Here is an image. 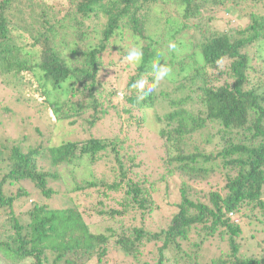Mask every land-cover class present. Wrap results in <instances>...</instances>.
Listing matches in <instances>:
<instances>
[{
	"label": "trees",
	"instance_id": "16d2710c",
	"mask_svg": "<svg viewBox=\"0 0 264 264\" xmlns=\"http://www.w3.org/2000/svg\"><path fill=\"white\" fill-rule=\"evenodd\" d=\"M57 1L0 0V76L25 82L56 123L90 130L110 110L131 116L166 98L173 110L157 116L166 123L159 182L169 187L171 178L181 176L180 201L160 227L154 217L161 209L155 204L160 183L133 178L138 166L119 136L90 135L56 146L49 139L47 147L0 138V264H108L113 250L135 264H264V243L256 245L259 254L241 251L245 233L256 239L247 222L264 231V0H253L254 9H240L239 17L229 3L238 7L243 0ZM171 4L177 16L163 7ZM215 13L239 23L246 17L248 23L223 30ZM162 19L170 28L155 30ZM126 35L142 60L121 107L112 102L120 89L103 81L110 66L103 54L117 49L110 46L114 38ZM167 69L164 78L176 86L172 94L156 79L157 71ZM140 80L150 87L134 88ZM136 123L144 126V116ZM102 162L110 165L112 182L78 184L81 167ZM65 177L76 184L74 191H101L96 213L109 222L104 231H92L77 208L35 203L20 212L21 197L31 196L8 190L29 182L51 198L50 183ZM112 192L121 193L118 208L104 201ZM209 240L217 241L214 246L223 241L226 250L207 261Z\"/></svg>",
	"mask_w": 264,
	"mask_h": 264
},
{
	"label": "rangeland",
	"instance_id": "374dc122",
	"mask_svg": "<svg viewBox=\"0 0 264 264\" xmlns=\"http://www.w3.org/2000/svg\"><path fill=\"white\" fill-rule=\"evenodd\" d=\"M59 1L62 0H58L57 2ZM243 1L244 3L238 5L239 8L235 6L234 3H229L233 9L232 14L236 13L235 16L237 17L241 15V10L249 14L251 9L253 10L255 7L253 0ZM46 2L49 5L55 3L54 0H46ZM163 7L173 16H177L175 12V10H177L176 5L174 6L171 4L169 8ZM247 8H249L248 12H245ZM212 16H216V27L223 30L230 28L235 29L240 25H246L248 23L246 17H243V20H240L239 23L231 19L225 20L220 13H215ZM153 28L155 30H162L168 29L170 26L168 24L165 25V19H162L158 24L153 25ZM112 45H116L117 49L112 50L109 48V50L103 54L104 62L107 65L110 64L104 72L103 81L107 85L113 86L114 89H120L121 92H119L117 98L113 99L112 102L114 105L123 107L125 103L124 91H126V85L135 74L137 65L135 62H129L126 56L122 54H125L124 52L127 51L138 50V47L135 45L133 39H130L129 35L123 38H114L110 46ZM121 49H124V51L121 52ZM255 62L256 61H254V63ZM151 75L154 74L151 73ZM150 85L149 81L145 82V86L150 87ZM26 86L25 82L19 81V79L13 78L12 76L5 78L0 76V138H6L11 145L13 143H20L23 147H47L50 142L51 146H56L68 141H83L90 137V135L96 138H115L119 136L120 139L125 142L128 154L135 158V163L138 166L134 169L132 174L133 178L136 180L147 178L154 182H159L161 180L165 173L163 169L165 149L164 141L160 138V131L166 126V123L164 121L159 123L157 116L163 117L173 110L166 98L159 101L155 107L144 109L140 113L134 112L131 116L125 115L124 113L120 115L114 112V110H110L109 113L90 130L81 126L73 127L67 123H56L51 119V115L46 110V106L39 101H35L34 97L30 96L31 94L26 90ZM160 87L164 93L172 94L176 86L168 79L162 78ZM141 116H144L146 123L140 128L136 120ZM49 139L50 142L48 141ZM1 161L2 160H0V171H2L5 166ZM94 178H106L109 182H112L114 176L110 172V165L106 162H102L99 165L90 166L89 169L85 167L79 169L78 184H80L81 181H91ZM182 179L181 176L171 178L168 183L169 187L159 182V191L155 194V204L159 205L161 209L154 214V217H156V221L160 223V227H164L177 210L174 205L180 201L178 187ZM50 187L55 191L51 198L42 195L41 191L29 182H21L14 186L9 185L8 190L14 194L21 189L31 196L28 200L27 198L21 197L20 203L22 204V210L20 212L27 211L30 204L33 205L35 203L46 204L52 208L58 209L77 208L80 213L84 215L86 222L92 226V231H104L107 228L109 222L99 217L96 213L101 199V191H99V189L92 188L79 192L74 191L76 184L66 177L64 180L50 183ZM110 195L112 198L104 200L105 203L108 206L118 208L115 200L121 199V193L112 192ZM20 212H17V214H20ZM233 220L245 225L239 216H234ZM262 228L263 227L260 226H251L247 222V229L251 232L250 235L254 234L256 239L254 241L248 240L249 235L247 233L249 232L245 233L244 237L247 238V240L241 241V251L244 256L249 257L261 252L260 249H257L256 245L259 243L261 246L264 243V231H262ZM1 233L2 230L0 228V235ZM207 242L203 253L204 256H207V259L210 258L209 256L215 258L219 253L226 250L223 241H218L217 246H214V242H217L215 240H209ZM212 251L214 252L211 254ZM211 258L207 261H210ZM145 259H150V257ZM133 261V259H125L117 250H113V252L109 253L108 264H135ZM95 263L96 262H93L92 264Z\"/></svg>",
	"mask_w": 264,
	"mask_h": 264
},
{
	"label": "clouds",
	"instance_id": "9594fccd",
	"mask_svg": "<svg viewBox=\"0 0 264 264\" xmlns=\"http://www.w3.org/2000/svg\"><path fill=\"white\" fill-rule=\"evenodd\" d=\"M169 47L170 48H175V44H170ZM126 59L129 62H135L136 64H139L141 62V60H142V53L139 50H132V51H130L128 53V55L126 56ZM153 68L157 69L158 66L157 65H153ZM170 71H171L170 69H167V70H164V71H157L156 79L159 80V79L164 78L165 76H167L170 73ZM144 83H145V81L140 80L136 84H134L133 87L137 88L138 90L143 91ZM149 91H151V89H149ZM231 217L234 219L233 214H231Z\"/></svg>",
	"mask_w": 264,
	"mask_h": 264
}]
</instances>
